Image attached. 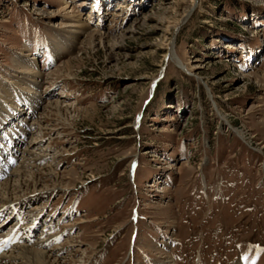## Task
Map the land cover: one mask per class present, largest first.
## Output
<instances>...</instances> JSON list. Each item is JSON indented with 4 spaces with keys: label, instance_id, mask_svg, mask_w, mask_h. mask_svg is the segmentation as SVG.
Listing matches in <instances>:
<instances>
[{
    "label": "rangeland",
    "instance_id": "rangeland-1",
    "mask_svg": "<svg viewBox=\"0 0 264 264\" xmlns=\"http://www.w3.org/2000/svg\"><path fill=\"white\" fill-rule=\"evenodd\" d=\"M22 95L0 185L44 173L0 241L34 216L62 264H264V0H0V109Z\"/></svg>",
    "mask_w": 264,
    "mask_h": 264
},
{
    "label": "bare ground",
    "instance_id": "bare-ground-1",
    "mask_svg": "<svg viewBox=\"0 0 264 264\" xmlns=\"http://www.w3.org/2000/svg\"><path fill=\"white\" fill-rule=\"evenodd\" d=\"M73 26V25H72ZM78 27L80 25H77ZM81 27V26H80ZM79 27V28H80ZM83 27V26H82ZM169 45V44H168ZM65 46L63 45L62 47H58L56 50H55V55H59L61 54L64 50H65ZM26 56V55H24ZM23 56V57H24ZM168 57L173 61H175L181 68L184 69V64H182V62L179 60V58L175 55L174 53V43L172 42L169 46V53H168ZM18 63H16V65L21 68V70L19 72H22V73H25V74H28V73H31L33 71V68H32V65H30L28 62H25V60L23 59L22 60H17ZM20 63V64H19ZM39 75V74H38ZM6 85V84H5ZM3 85V89H4V93H6L5 95H10L13 94L12 91L16 90L17 92V88H14V86H9V85ZM14 96V95H13ZM31 96V95H30ZM17 100L15 102L17 103H14V106H10L9 108H7L8 106L6 105V108L5 109H0V129L4 128L2 127L3 125V122H5V120L10 119L11 120H19L18 124H23V119L18 117V114H20V112H23L22 110L24 109H32L31 110V113L30 111L27 112H23L22 114H25V115H33L35 114L36 110H37V106L35 105H29L30 104V100H29V96L27 95H22L20 97H16ZM37 105V104H36ZM1 107V106H0ZM16 115V116H15ZM39 116V115H38ZM37 117V116H36ZM33 119V118H32ZM35 119V118H34ZM14 123V122H13ZM5 124V123H4ZM7 124V123H6ZM23 126V125H22ZM22 126H19L22 127ZM24 127V126H23ZM29 127V125H28ZM27 127V128H28ZM32 129V128H31ZM27 130V129H25ZM30 130V129H29ZM40 130V129H39ZM21 134H25L24 131L21 132ZM12 139H13V142H14V145L12 144ZM33 139H35L34 141L36 143H38V139L37 137H34L33 135ZM20 139H17L16 136H10V142L9 143V151H11V153H15L17 150H16V147H15V143H17ZM16 141V142H15ZM39 144V143H38ZM44 147V146H43ZM44 149V148H43ZM46 149V148H45ZM263 149V147H262ZM7 150V151H8ZM30 150V149H29ZM50 150V148H49ZM20 151V150H19ZM42 152V151H41ZM43 153V152H42ZM45 153V152H44ZM49 153V152H48ZM36 154V153H35ZM42 155V154H41ZM47 155V154H46ZM48 156V155H47ZM50 156V155H49ZM55 156V155H54ZM12 157V156H11ZM3 158L0 159V162ZM26 159V158H25ZM50 159H54V157H50ZM9 160V159H8ZM50 161V160H49ZM7 162V161H6ZM28 166V165H27ZM33 166V165H32ZM19 170V169H18ZM21 171V170H19ZM133 171H134V167L132 168V174H133ZM37 172V173H33L30 175V177H28L29 179L28 180H25L26 177H22L21 173L19 174V176L21 178L14 180V179H7L5 181H3L0 185V188L2 190H4V194L3 195H0V203L3 204L0 209V212H3L4 210L10 208L11 206H9L8 202H14V205L16 206L15 209H21L23 207H27V200H22V195L23 193H25V188H24V185L25 184H28L29 182L33 181L35 184V186L39 183L40 181V178L42 177V173L44 172ZM15 173V172H14ZM27 173V172H26ZM23 174V173H22ZM30 174V173H29ZM47 175V174H46ZM18 176V175H17ZM45 176V175H44ZM31 178H33V180H31ZM24 188V189H23ZM53 190H56L53 189ZM44 196V194H40L37 196V199H40ZM45 197V196H44ZM21 199L20 201H17ZM6 202V203H5ZM5 204V205H4ZM18 207V208H17ZM34 208V207H33ZM33 210V209H32ZM20 211V210H19ZM6 212V211H5ZM18 214V213H17ZM16 214V215H17ZM11 215V214H10ZM20 216V215H19ZM40 216V214H39ZM32 217L34 216H31V218H28L26 221H27V224L23 227L22 226V229H23V233L24 234H21V237H14L13 234L11 233V235L9 237H5L3 238L1 241H0V250L4 249V247H9V245L13 244V241H24V244L22 245H15L11 251H9L8 253H0V264H14V260H17V264H23V263H28V262H33V264H62L63 261H59L57 258L59 256L60 251L59 249H62V245H59V246H55V247H50V248H44L46 247V245L44 244L45 243V239L41 240V241H38L36 243H34L33 245L36 247H34L33 245H29L27 244L28 242H25V241H30V236L29 233L35 229V226H36V219L35 221H32L30 219H33ZM38 220V219H37ZM24 219H23V224L26 222ZM51 226V225H50ZM49 226L46 225L45 229L48 230ZM21 232V231H20ZM47 232V231H46ZM42 234V233H41ZM47 233H45L42 237L46 236ZM37 241V240H36ZM68 247V246H67ZM59 251V253L57 254L56 251ZM54 258L53 261H51V258ZM69 260V259H68ZM21 262V263H19ZM235 264H238V263H235Z\"/></svg>",
    "mask_w": 264,
    "mask_h": 264
}]
</instances>
